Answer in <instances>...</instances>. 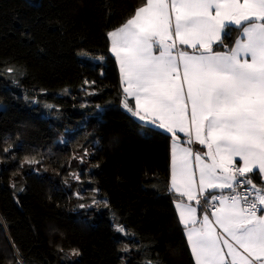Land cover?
Returning a JSON list of instances; mask_svg holds the SVG:
<instances>
[{
  "label": "trees",
  "instance_id": "trees-1",
  "mask_svg": "<svg viewBox=\"0 0 264 264\" xmlns=\"http://www.w3.org/2000/svg\"><path fill=\"white\" fill-rule=\"evenodd\" d=\"M146 1L0 0V264H195L171 135L124 109L110 52Z\"/></svg>",
  "mask_w": 264,
  "mask_h": 264
},
{
  "label": "snow or ice",
  "instance_id": "snow-or-ice-1",
  "mask_svg": "<svg viewBox=\"0 0 264 264\" xmlns=\"http://www.w3.org/2000/svg\"><path fill=\"white\" fill-rule=\"evenodd\" d=\"M242 22L248 23L245 26ZM237 27L246 40H238L227 53L214 52L213 44L227 47L221 33L227 38ZM170 33L180 44L202 51H179L174 56L175 43H168ZM108 36L125 76L123 92L135 99V109L127 100L123 107L141 126H158L175 135L173 125H178L184 132L190 104L196 141L206 145V155L212 161L200 166L201 191L205 184L210 189H231L236 184L245 192L243 206L239 194L218 197L209 192L201 212L208 213V205L219 200V207L210 215L237 246L223 239L231 264H264V194L258 190L249 200L247 187L251 184L255 189L256 185L246 177L254 168L264 174V0H147L125 25ZM153 47L159 55L153 54ZM148 116L152 119L147 120ZM189 153L190 149H183L174 155L171 180L173 188H184L181 194L192 199L194 174L188 165ZM233 157H239L236 163L243 161V166L234 171L222 166L225 162L231 165ZM195 159L200 161L201 156ZM218 167L223 175L217 174ZM195 211L185 206L180 212L184 226L191 225L186 238L195 264H225L221 235L211 227L209 214L203 215L197 228ZM116 231L123 234L126 230L117 225Z\"/></svg>",
  "mask_w": 264,
  "mask_h": 264
},
{
  "label": "crops",
  "instance_id": "crops-1",
  "mask_svg": "<svg viewBox=\"0 0 264 264\" xmlns=\"http://www.w3.org/2000/svg\"><path fill=\"white\" fill-rule=\"evenodd\" d=\"M166 2L170 3V0H166ZM241 2H243V0H241ZM146 3H147V1H146ZM146 3L143 4L142 6H140L139 8L144 7L146 5ZM139 8H137V9H139ZM134 14L132 15V17L134 16ZM169 14L171 16L172 23L174 24V22H175L174 14L171 13L170 8H169ZM132 17H130V18H132ZM125 23L122 24L121 26L125 25ZM242 23L246 26L248 22H242ZM120 27H118L116 29H119ZM170 35L172 36V39L170 41H168V43H173V42L175 43V47L172 49V54L174 56L177 55L179 51H184V52H187L188 54H198L199 51H202L200 49H193L192 47H190L188 45H182V44L179 43L178 39L175 38L174 33H170ZM222 36H223V33H221V38H222ZM109 40H110V52L113 54V56L115 57V59L117 61L120 81H121V84H122V88L124 89V87L126 86V84H125V76L120 70V62H119V60L116 58L115 53L112 52V50H111L112 43H111V38L110 37H109ZM238 40H240L241 42L246 40V37L242 36L241 30H239L238 36L234 40L232 48L235 46V44H236V42ZM214 52L227 53L229 51H214ZM153 54L154 55H159V51H158V49L156 47H153ZM247 58L250 60V57H247ZM180 75L182 77V68H181ZM185 91H186V87H185ZM124 100L128 101L129 107L135 109V99H134V97H128L127 94L124 93ZM146 119H152V117L148 116V117H146ZM173 128H174L175 135L173 133H170L171 141H170L168 190L172 194L178 196L173 201L174 210L176 212V217H177L179 223L183 227L184 236H185L187 245L189 247V250L191 252L192 258L194 260V263H195V256L192 253L191 245H190L188 239L186 238V233L189 231L191 225L189 227H185L184 226L183 222L180 219V212H181L182 208H185V206L195 208L196 211L194 213V218L197 221L195 226L197 228H199L201 226V224L203 223V215L207 214V213L202 214V212H201V207H200L201 206V200L204 201V197L209 192H213L214 193V191H217V190L225 191V190H230V189L229 188L210 189L207 186V184H205L203 192L200 189V185H199V169H200V166L202 164H205V163H211L212 161H210L208 159L207 155H206V153L208 152V149H207L206 145H201V144H199L196 141L195 129L192 126L191 120H190V104H189V107H188V113L186 114V117H185V120H184V128H185L184 132H180L179 131V126L178 125H173ZM161 130L167 132L166 129H161ZM189 133H191V134L189 135ZM189 140L191 141V143H189ZM183 149H190V153L188 155V165H189L190 171H192L193 174H194V182H193V185H192V188H191L192 199H189L188 195H182L181 194V193L185 192L184 188L181 187L180 189H176V188H173V186H172L171 175H172V167H173V157H174L175 154H179ZM196 155L201 156V160L200 161H196V159H195ZM238 160H239V157H233L231 165H229L227 162H225V164L222 165V166L230 167L234 171L235 169H238L239 167L243 166V161H240L238 164L236 163V161H238ZM253 172H257L258 173V169L254 168ZM217 174L218 175H223L222 173H220L219 167L217 169ZM259 175L261 177V181L264 183V174H259ZM238 178H239V176H237V179ZM236 186L237 185L234 184V187H236ZM233 188H231V189H233ZM256 189H258V190L260 189L264 193V187H257L256 186ZM198 201H199V203H198ZM228 202L230 203L231 201L229 200ZM216 207H219V200L216 202ZM213 210L214 209H212L208 213L209 214V219H210V222H211V227H213L215 229V231L217 233H219L221 235V237H222L221 243H220V246H221V249H222L221 255L226 257L225 262H231V257L227 256L228 249H227V247H225L223 245V239H227L229 241V243L233 244L234 247H237V246L234 244V241H232L231 238L229 236H227L226 233H224L223 229L219 225H217L215 223V217L210 215V213ZM239 251H242V250H239Z\"/></svg>",
  "mask_w": 264,
  "mask_h": 264
},
{
  "label": "built area",
  "instance_id": "built-area-1",
  "mask_svg": "<svg viewBox=\"0 0 264 264\" xmlns=\"http://www.w3.org/2000/svg\"><path fill=\"white\" fill-rule=\"evenodd\" d=\"M247 178H250V176H246ZM238 179H245V177H239ZM251 179V178H250ZM252 180V179H251ZM258 189H253V187L251 186V184L248 185L247 187V195L249 197V200L251 199H254L255 198V195L257 193ZM259 192L261 194H264L260 189H259ZM214 194L216 196H224V197H230L232 195H237L239 194V197H240V201H241V206H243L242 204V201H243V196L245 195V192H244V187L242 185H237L236 187H234L233 189H230V190H225V191H220V190H217V191H214ZM218 200H215V201H212L209 205H208V213L214 209L216 207V202ZM204 203V201L201 200V205ZM207 213V214H208ZM225 264H231V262H225Z\"/></svg>",
  "mask_w": 264,
  "mask_h": 264
},
{
  "label": "water",
  "instance_id": "water-1",
  "mask_svg": "<svg viewBox=\"0 0 264 264\" xmlns=\"http://www.w3.org/2000/svg\"><path fill=\"white\" fill-rule=\"evenodd\" d=\"M147 120H151V119H147Z\"/></svg>",
  "mask_w": 264,
  "mask_h": 264
}]
</instances>
